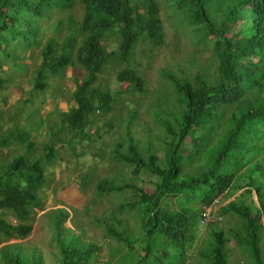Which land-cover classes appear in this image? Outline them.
Listing matches in <instances>:
<instances>
[{
  "label": "trees",
  "instance_id": "1",
  "mask_svg": "<svg viewBox=\"0 0 264 264\" xmlns=\"http://www.w3.org/2000/svg\"><path fill=\"white\" fill-rule=\"evenodd\" d=\"M163 2L171 5L172 15L180 14L176 20H187L188 26L206 32L214 51L215 71L206 79L196 74L191 80L167 74L182 96L179 125L173 128L161 122L169 139L165 140L164 160L159 154L143 151L130 135L129 125L136 114L130 116L133 121L127 124V142H116L109 153L131 169L132 179L120 183L100 179L96 189L99 193L134 189L139 199L121 204L119 212L140 207L141 240H131L116 215L112 217L116 224H106L107 234L128 248L123 257L129 261L124 264H187L185 259L205 207L216 206L221 199L241 191L236 200L219 209L220 215L232 213L240 217L241 231L219 228V221L212 219L206 224L211 240L199 249V259L193 264H229L232 237L241 248L248 249L255 264H262L255 240L264 216V0ZM78 3L83 8L82 19L76 26L70 24L71 31L60 46L52 38L45 42L34 79L35 89L43 92L49 85L47 80L63 75L67 68L83 70L82 81L74 79V106L62 112L63 124L50 129L51 142L44 144V156L34 155L36 142L25 129L13 126L0 137V148L11 143L25 147L23 154L15 155L7 164L0 161V240L24 238L32 231V211L41 207L36 193L46 182V166L57 154L53 144L68 142L59 136L64 125L71 132L69 144L74 147L92 135L87 131L91 117L111 111L123 93L100 88L96 85L99 75L107 68H116L118 82L127 83L126 91L144 92V73L132 63L136 49L140 43L159 47L167 41L159 0H0V70L7 61L19 59V48L31 49L40 43L41 20L49 17L53 9L71 10ZM110 39L120 41L117 48L108 49ZM2 83L0 79V88ZM28 101H33L32 97L24 102ZM223 128L226 130L220 131ZM217 131L221 136L218 144L214 139ZM188 136L191 149L184 144ZM195 160L198 171L186 177L185 164ZM146 173L156 177V187L151 192L143 185ZM254 191L258 203L254 199L244 201ZM169 200L175 202L174 208L167 206ZM59 210L64 213L56 221L63 225L70 213L65 208ZM7 213L17 223L10 222ZM56 241L60 264H91L100 249L97 243H86L81 238L69 243L57 235ZM13 244L17 243L0 247V264H28L20 254L9 251ZM261 254L264 260V250ZM38 264L42 261L38 260Z\"/></svg>",
  "mask_w": 264,
  "mask_h": 264
},
{
  "label": "rangeland",
  "instance_id": "2",
  "mask_svg": "<svg viewBox=\"0 0 264 264\" xmlns=\"http://www.w3.org/2000/svg\"><path fill=\"white\" fill-rule=\"evenodd\" d=\"M140 1L133 0L135 3ZM159 1L167 41L159 47H153L146 42L140 43L132 61L144 73L143 75L140 71L146 80L144 92L126 91L127 83L122 85L118 82L116 68H107L99 75L96 85L123 93L117 98L111 111L97 112L91 117L92 122L87 131L92 135L79 140L74 147L69 144L71 132L64 125L65 130L59 136L68 142L64 145L53 144L56 146L57 154L53 162L46 166V182L36 193L38 199H41V207L32 211V231L24 238L0 240V247L17 243L10 245L9 251L20 254L25 263L38 264L40 260L42 264H60L61 253L56 241V236L60 235L69 243L77 239L80 241V238L86 243H97L100 249L96 251L91 264H124L129 261L123 257L128 248L109 236L106 231V224H116L112 219L114 215L123 221L120 224L121 228L127 229L131 240L137 242L141 240L140 207L136 206L130 210L126 208L123 213L119 212L121 204L139 199L134 189L109 193H99L96 189L100 179L108 178L117 183L132 179L131 169L112 158L109 152L114 149L116 142H127V124L133 121L129 120L130 116L136 114L133 123L129 125L130 135L132 134L139 142L143 151L159 154L164 160L165 140L169 139L161 122L170 123L173 128L179 125L182 96L167 74L181 80H191L196 74L206 79L210 72L211 77L215 71L214 51L206 32L201 28L193 29L188 26L190 23L187 20H176L180 14L176 12L172 15L171 5L164 3L163 0ZM82 16L83 8L79 3L71 10L53 9L49 17L41 20L43 31L40 43L31 49L19 48L17 50L20 54L19 59L7 61L0 70V79L3 80L0 88V137L13 126L31 132L32 139L37 145L34 155L44 156V144L51 142L50 129L52 127L57 129L63 124V122L60 124L62 112L74 106L72 96L76 85L74 79L78 77L82 81L85 74L78 67L77 71L75 68H67L63 75L49 78L46 90L39 92L34 87V79L36 68L41 64L40 50L50 38L60 46L70 33L71 25L76 26ZM118 37L120 39L119 34ZM117 43L120 41L110 39L108 49L117 48ZM133 56L132 54L131 58ZM28 97H32L33 101L24 102ZM228 110L230 107L227 108V112ZM225 130L223 128L220 131ZM217 133L218 131L214 133L216 143L221 138ZM98 134L101 136H97ZM191 142L188 136L184 142L187 149L192 148ZM24 151L23 145L11 143L0 148V161L7 164L15 155L23 154ZM261 158L264 162V154ZM198 167L197 160L187 162L184 175L188 177L190 173L197 172ZM155 180L154 175L147 173L144 175L143 185L146 191L151 192L155 189ZM240 192H236L228 199L223 198L216 204L215 211L218 210V215L213 220L219 221L217 223L219 228L241 231L240 217L232 213L220 215L219 212L221 206L236 200ZM250 199L258 203L255 191L244 201L249 202ZM167 206L174 208L176 204L169 200ZM61 208H65L70 215L63 225H58L56 219L58 216L62 217L64 213L63 210H59ZM8 213L5 215L6 218L12 223H17L18 220ZM200 224L185 259L187 264H193L198 260L199 249L211 240L210 227ZM119 228L117 229L120 230ZM255 241L256 252L264 264L261 254L264 250V216L260 222L259 237ZM228 249L229 264H255L248 249L241 248L234 237L231 238Z\"/></svg>",
  "mask_w": 264,
  "mask_h": 264
},
{
  "label": "built area",
  "instance_id": "3",
  "mask_svg": "<svg viewBox=\"0 0 264 264\" xmlns=\"http://www.w3.org/2000/svg\"><path fill=\"white\" fill-rule=\"evenodd\" d=\"M213 218H215V205H210L208 207H205L204 209V215L201 220V225H206L208 222H210Z\"/></svg>",
  "mask_w": 264,
  "mask_h": 264
}]
</instances>
